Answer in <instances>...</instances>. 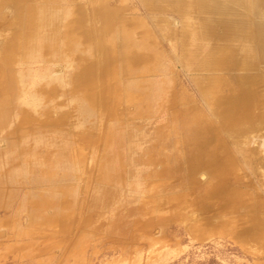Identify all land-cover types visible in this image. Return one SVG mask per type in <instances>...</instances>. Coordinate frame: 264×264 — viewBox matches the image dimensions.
Segmentation results:
<instances>
[{
	"label": "rangeland",
	"instance_id": "rangeland-1",
	"mask_svg": "<svg viewBox=\"0 0 264 264\" xmlns=\"http://www.w3.org/2000/svg\"><path fill=\"white\" fill-rule=\"evenodd\" d=\"M253 1L0 0V264H264Z\"/></svg>",
	"mask_w": 264,
	"mask_h": 264
},
{
	"label": "bare ground",
	"instance_id": "bare-ground-1",
	"mask_svg": "<svg viewBox=\"0 0 264 264\" xmlns=\"http://www.w3.org/2000/svg\"><path fill=\"white\" fill-rule=\"evenodd\" d=\"M263 3L264 0H254L253 2H251L250 6L253 12L260 13V10L263 8L264 5ZM253 25L255 26L254 28L255 30L252 34L251 33L248 34V41L252 44V50L259 57L257 60L261 61V59H264V23L253 22ZM234 31L236 32V30L233 29V32Z\"/></svg>",
	"mask_w": 264,
	"mask_h": 264
}]
</instances>
